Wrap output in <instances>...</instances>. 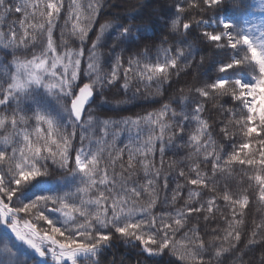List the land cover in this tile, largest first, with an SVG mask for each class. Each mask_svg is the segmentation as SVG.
Listing matches in <instances>:
<instances>
[{
	"label": "snow or ice",
	"instance_id": "6c2138e0",
	"mask_svg": "<svg viewBox=\"0 0 264 264\" xmlns=\"http://www.w3.org/2000/svg\"><path fill=\"white\" fill-rule=\"evenodd\" d=\"M104 7L105 0H0V226L12 234H0V264H104L116 239L139 248L145 259L137 264H161L168 253L183 264H211L206 256L224 264L221 257L241 241L250 204L247 189L230 191L237 166L264 204V0H171L153 5L144 22H136L141 8L132 6L122 19L99 23L92 40ZM13 14L20 18L4 31ZM66 34L78 38V49L68 47ZM106 34L110 52L98 53ZM38 45L30 58L16 55ZM206 65L210 71L194 82L193 97L170 96L143 114L120 115L128 101L104 98L106 90L127 95L133 83L155 84L154 93L131 91V100H147L161 95L173 74ZM219 98L236 105H219L230 115L215 133L223 143L204 116V101ZM185 147L192 151L168 163L178 168L173 176L164 170L165 156ZM139 169L143 183L133 179ZM173 182L171 199L161 198ZM221 199L231 219L222 235L206 241L190 221L210 222ZM251 237L245 247L260 245L258 264H264V220L253 221Z\"/></svg>",
	"mask_w": 264,
	"mask_h": 264
},
{
	"label": "trees",
	"instance_id": "16d2710c",
	"mask_svg": "<svg viewBox=\"0 0 264 264\" xmlns=\"http://www.w3.org/2000/svg\"><path fill=\"white\" fill-rule=\"evenodd\" d=\"M81 3H86V0H81ZM161 3V4H170L171 0H105V7L102 10V14L98 16V23L94 25V30L89 33V36L92 40L95 39L96 34L99 30V23H104L107 21H117L123 18V14L125 11L132 6L140 7V16L143 19L138 18L136 22H144L147 21L148 17L151 14V8L153 5ZM141 5H143L141 7ZM192 15L196 16L197 19L201 18L199 15H197L196 11L192 12ZM212 15L211 12H208L207 15H205L203 18L207 19V16ZM224 15H231L230 11L224 10ZM20 17L16 14H13L8 17L7 20L3 21L4 24V31H7L8 23L12 20H18ZM126 22V21H125ZM150 23V21H149ZM64 24V17L62 16L60 20L58 21L59 26H63ZM70 27V25H69ZM109 32H112L111 29L108 30ZM162 34L167 35V30L162 29ZM112 35H115L114 32H112ZM55 39L57 41V44L60 45V27H57L54 33ZM191 39V37H189ZM64 41L67 42V45L71 49H78L79 47V40L78 38L71 36L69 34H66L64 36ZM113 43V40L111 39V36H107L105 40L102 42L101 47L97 49L98 53H109L110 52V45ZM89 47L91 46V41L88 42ZM2 47V46H0ZM41 50V47L38 45L35 49H31L28 51H19L16 53L17 56H20L21 58L28 56L30 58L31 52L36 51L39 52ZM63 46L60 47V51H63ZM117 51L119 49L117 48ZM127 55V54H126ZM3 58V51H0V59ZM12 57L9 55L7 57V60H11ZM83 63V62H82ZM86 66V65H85ZM105 68H107V65H105ZM204 71H210V68L206 65L204 69H197L195 66H193L191 69H183L180 74L177 76L176 74H173L172 81L170 84H165L161 89V95L158 96H150L149 99H137V100H131V91L135 90L136 87H140L141 91L144 93H154L156 90V85L153 84L150 89H144L142 85L133 83L132 89L129 91L127 95L124 94L123 90H119L114 88L111 90H106L104 93V98L109 101H128V103L122 105V107L126 108V111H123L120 113V115L123 116H131L135 115L137 113L143 114L145 110L152 111L154 109H158L161 107L163 103H170L169 97H179L181 95L193 97L194 92L190 91L192 89L193 84L195 81L204 79V76L202 73ZM84 82H87L86 80ZM79 83V81H78ZM196 86H199L198 83H196ZM181 89L183 91H181ZM118 93V94H117ZM100 97H97V100H99ZM206 112L204 113L205 118H209V123L213 127V135L214 138L218 141V143H223L222 140L218 136L215 135L216 132L219 131L221 127H223V123H226L227 120L230 118L229 114H226L223 109L219 108V105L223 104V108H232L236 107V105L232 102H225L224 98L219 99H212L204 101ZM260 103V98L258 97L257 104ZM95 107V105H93ZM173 108H176V105H172ZM179 111V109H177ZM0 111H3L2 108H0ZM107 112V108H101L98 110V113L100 115H104ZM109 115L111 113H108ZM229 131H237L238 129H233L231 126L229 127ZM5 131L0 129V136L4 135ZM235 142L237 144L241 143L242 141L239 139V136L236 137ZM180 143V142H178ZM192 149L185 147L183 148L179 156H173L171 152H169L165 156V166L164 170L169 171L171 175L175 176L178 168L169 169L168 163H170L173 160H177L180 157H186L189 152H191ZM126 160V157H125ZM158 162V158H157ZM179 167H184L185 171H187V167L185 164L179 165ZM202 168H204V165H202ZM207 170V169H205ZM116 171L119 172L120 168L117 165ZM59 175V173H57ZM143 171L142 169H139L133 179L138 180L140 183H143ZM194 178V176H193ZM179 183L183 184L185 183L183 179H180L178 181ZM221 185H223L224 181H220ZM195 187V186H193ZM175 188V182L170 183L169 188L166 192L161 191L160 196L163 198L165 195L168 196L169 199H171L172 195V189ZM247 189L250 197V204L245 208V216H244V225L241 230V241L237 245V248L235 252L225 254L221 257V260L224 262V264H258L259 257L261 255V246L257 245L255 249L252 251H248L246 249V245L248 244L249 239H251V232L253 230V221L255 223H260L262 220H264V204L258 203L257 195L253 191V189L249 188L247 177H245L241 169L237 166L233 172H232V179H231V187L230 191L234 190H244ZM222 195V193H221ZM181 196H183L185 199L187 198V188L183 189L181 191ZM205 199H208L207 196H205ZM184 203L183 199L178 200L176 207L182 206ZM219 211L215 212L214 218L210 222H205L203 217H200L197 219L195 216L190 221L189 227H198L200 229V235L206 240L209 241L212 239L213 236H220L222 235V230L227 227L226 220L231 219V208L227 207L225 205V202L221 199L219 201ZM156 211H161V208H157ZM215 211V210H214ZM46 226V225H45ZM40 225H38V228ZM217 231H213V230ZM185 231H188V229H183L181 232L177 233L176 240L181 241V238L183 237V234ZM205 231H207V235H205ZM4 232H8V235H12L7 229H4L3 226H0V234H3ZM260 235H257L255 239L257 241L260 240ZM183 243H187L186 241H183ZM219 242L214 241L213 247L218 246ZM227 246V245H225ZM22 252L28 253L31 255V251L27 249L26 246L21 245ZM140 250L137 247H133L130 244H126L121 239H116L113 241L112 247L105 250L104 255L101 257L104 264H108L109 261L115 259L117 261V264H120V261L123 260V264H137L138 261H142L145 258L141 256ZM238 256H242L241 259H237ZM159 259V258H158ZM205 259H211V264H218L217 260L215 258H212L210 256H206ZM168 262H171V264H183L179 260V257L176 255H172L171 253L166 254L163 257V260L161 261V264H168ZM70 264V262H69ZM148 264H153L152 261H149Z\"/></svg>",
	"mask_w": 264,
	"mask_h": 264
},
{
	"label": "rangeland",
	"instance_id": "374dc122",
	"mask_svg": "<svg viewBox=\"0 0 264 264\" xmlns=\"http://www.w3.org/2000/svg\"><path fill=\"white\" fill-rule=\"evenodd\" d=\"M257 100H258V98H257Z\"/></svg>",
	"mask_w": 264,
	"mask_h": 264
}]
</instances>
